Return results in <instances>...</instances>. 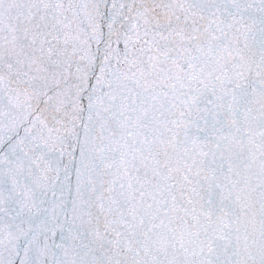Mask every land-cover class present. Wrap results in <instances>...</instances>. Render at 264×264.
I'll return each mask as SVG.
<instances>
[{
	"label": "snow or ice",
	"instance_id": "1",
	"mask_svg": "<svg viewBox=\"0 0 264 264\" xmlns=\"http://www.w3.org/2000/svg\"><path fill=\"white\" fill-rule=\"evenodd\" d=\"M0 264H264V0H0Z\"/></svg>",
	"mask_w": 264,
	"mask_h": 264
}]
</instances>
